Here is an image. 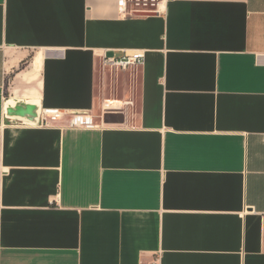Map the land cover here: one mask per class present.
Masks as SVG:
<instances>
[{
  "label": "crops",
  "instance_id": "obj_1",
  "mask_svg": "<svg viewBox=\"0 0 264 264\" xmlns=\"http://www.w3.org/2000/svg\"><path fill=\"white\" fill-rule=\"evenodd\" d=\"M156 1L0 0V264H264V0ZM134 51L105 122L100 56Z\"/></svg>",
  "mask_w": 264,
  "mask_h": 264
},
{
  "label": "built area",
  "instance_id": "obj_2",
  "mask_svg": "<svg viewBox=\"0 0 264 264\" xmlns=\"http://www.w3.org/2000/svg\"><path fill=\"white\" fill-rule=\"evenodd\" d=\"M157 3L156 0H118V7L120 11L127 10L130 14L138 12H150L152 7ZM101 70L108 78L107 88L109 93L107 97L101 102V115L106 113L122 114L129 108H133V96L130 92L127 98H119L116 96L117 87L119 84L120 75L132 72L144 60L143 53L134 51L132 53H125L120 57L101 55ZM64 112L57 109H43L40 115V124L49 125L51 122L61 119ZM67 126L73 128H96L99 124L93 121L92 116L84 112H68Z\"/></svg>",
  "mask_w": 264,
  "mask_h": 264
},
{
  "label": "water",
  "instance_id": "obj_3",
  "mask_svg": "<svg viewBox=\"0 0 264 264\" xmlns=\"http://www.w3.org/2000/svg\"><path fill=\"white\" fill-rule=\"evenodd\" d=\"M150 12H138L135 14H147ZM41 105L38 101H22L19 99H8L5 103V116L11 120H21L27 124H39ZM78 112V111H72ZM82 113V112H81ZM115 115V114H114ZM122 117V114H117ZM112 113L103 115L105 122H111ZM119 119L118 121H120Z\"/></svg>",
  "mask_w": 264,
  "mask_h": 264
},
{
  "label": "rangeland",
  "instance_id": "obj_4",
  "mask_svg": "<svg viewBox=\"0 0 264 264\" xmlns=\"http://www.w3.org/2000/svg\"><path fill=\"white\" fill-rule=\"evenodd\" d=\"M107 93H109V89L107 88Z\"/></svg>",
  "mask_w": 264,
  "mask_h": 264
}]
</instances>
